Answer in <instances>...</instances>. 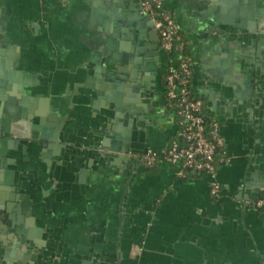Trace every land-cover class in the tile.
<instances>
[{
	"label": "crops",
	"instance_id": "obj_1",
	"mask_svg": "<svg viewBox=\"0 0 264 264\" xmlns=\"http://www.w3.org/2000/svg\"><path fill=\"white\" fill-rule=\"evenodd\" d=\"M216 3L218 9L221 0H163L192 60V93L203 100L206 118L220 123L223 161L216 180L222 189L212 195L205 174L178 177L175 166L164 161L146 167L132 159L148 148H167L178 130L175 110L167 104L168 60L161 49L157 72L148 73L146 95L114 88L109 67L101 65L102 17L111 10L141 12L138 0H0V118L11 113L13 124H26L22 113L43 112L41 127L50 139L27 148L29 162L21 150L9 151L16 158L20 195L6 203L18 223L8 225L7 234L15 228L25 233H12L0 264H259L264 259V216L245 198L251 188L238 195L244 182L264 186V80L249 83L256 58L241 53L248 33L231 31L219 48L205 34ZM233 87L251 93L247 102L233 97ZM116 101L123 109L129 103L161 107L151 126L131 119L130 147L140 151L119 153L124 160L95 148L115 138L106 123L117 112ZM125 113L118 119L122 138ZM61 117L68 121L60 122L65 128L56 141Z\"/></svg>",
	"mask_w": 264,
	"mask_h": 264
},
{
	"label": "water",
	"instance_id": "obj_2",
	"mask_svg": "<svg viewBox=\"0 0 264 264\" xmlns=\"http://www.w3.org/2000/svg\"><path fill=\"white\" fill-rule=\"evenodd\" d=\"M260 1L264 0H221L218 9L217 3L216 5L212 4L205 34L209 36V38L212 37L214 42H217V47L219 48L221 46V39L228 40V33L231 31L238 34H249L253 32L250 28V21L258 22V12L261 6ZM102 18V30L105 35H103L101 39L103 40L101 49H103L106 54L104 55V60L101 65L104 64L109 67L107 68V74L110 75L117 84L114 88L117 87L121 89L122 87H130L134 92L146 95L145 92L150 88V85L146 83V80H148L147 77L150 76L148 73L152 71V74L155 75L160 58L158 33L153 28L151 19L148 15L141 13L139 9L133 10L128 15L111 10L108 16ZM150 27H152L153 31H151V29L149 30ZM225 30H227V32ZM109 32H111V34H109ZM250 35L247 36L248 41H250ZM238 37L240 38V36ZM98 40L100 39L98 38ZM241 50L244 56L250 54L253 58H256V67L253 71L249 72V83L251 80V83L257 86L261 85L264 80V71H259L257 67L259 57L258 49L256 47L252 49L250 44H245ZM2 83L5 82L2 81ZM250 96L251 93L246 90H244V92L241 90L240 92L239 87H233V97L237 98L238 102L245 103ZM99 98H101V93L99 94ZM156 108L161 110V107L157 104L149 108L145 103L140 107L129 103L128 106L123 109L119 106V101H116L117 112L115 115H110L106 123L114 132L115 138H106L100 144L95 143V148L98 149L99 153L102 155L106 150V152L110 151L111 153H115L116 155L114 157L123 158L124 160L125 157H122L119 153H125L131 149L130 135L131 126L133 124V120L131 119L134 118L141 121L144 126H146V124L151 126L154 124L155 118L158 117L159 112ZM4 111L8 112L6 109ZM120 111L126 112V124L128 125V127L122 131V133H124L123 138L118 133V131L121 130L120 123H118V119L122 118ZM20 117L22 119H27L28 122L26 124L19 122L13 124L11 122L13 118L11 113H8L7 116L5 114V116H1L0 118V217L4 220H0V254L2 248L8 245L9 239L13 236L17 237L25 233L21 231V229L15 228L13 232L11 231V235L7 234L9 231L7 226H16L18 223H16L14 216H12L10 211L6 208V203L13 194L16 199H18L20 195L18 192L16 193V191H19L16 188L18 180L16 158L14 155H10L9 151L21 150L24 156L22 160L24 162H29L27 148L36 146V144L41 141L50 140L45 135L48 129L44 126L41 127V125H45L41 119L43 117V112H34L29 115H24L22 113ZM47 119L51 120L52 118L47 117ZM61 121L67 122L68 118L61 117L59 122L55 124L58 128L60 127L58 131L53 134V139L56 141L59 139V131L65 128L64 124H60ZM22 134L25 137L22 136L23 138H19ZM118 139L121 141V145ZM42 142L41 144H43ZM46 147L51 148L55 146L53 144H47ZM131 151L138 150L131 149ZM44 155L45 154L39 157L43 159ZM100 164L102 166L105 165L103 161H101ZM98 165L99 162L97 166H93V170L98 171ZM250 184L251 183L244 182L243 188L239 189L238 195L240 197L243 196L245 187L251 188L252 190L249 192L250 196H246L245 198L255 201L264 191V186L261 184L257 186ZM28 238L30 237L28 236ZM259 264H264V259H261Z\"/></svg>",
	"mask_w": 264,
	"mask_h": 264
},
{
	"label": "built area",
	"instance_id": "obj_3",
	"mask_svg": "<svg viewBox=\"0 0 264 264\" xmlns=\"http://www.w3.org/2000/svg\"><path fill=\"white\" fill-rule=\"evenodd\" d=\"M138 1L141 12L151 19L159 36L160 49L167 56L164 76L166 99L168 106L175 110L178 130L167 148H148L142 153L133 154L132 159L146 167L164 161L175 166L178 177H184L186 172L205 174L210 181L211 194L218 195L222 188L216 180V172L223 161L220 123L205 117L203 100L192 93V60L186 53L179 27L163 0ZM253 206L264 212V194L253 202Z\"/></svg>",
	"mask_w": 264,
	"mask_h": 264
},
{
	"label": "flooded vegetation",
	"instance_id": "obj_4",
	"mask_svg": "<svg viewBox=\"0 0 264 264\" xmlns=\"http://www.w3.org/2000/svg\"><path fill=\"white\" fill-rule=\"evenodd\" d=\"M261 6L258 12V22L250 21L251 33L250 45L251 48L255 47L258 49V67L259 71H264V1H260ZM263 73V72H262Z\"/></svg>",
	"mask_w": 264,
	"mask_h": 264
},
{
	"label": "trees",
	"instance_id": "obj_5",
	"mask_svg": "<svg viewBox=\"0 0 264 264\" xmlns=\"http://www.w3.org/2000/svg\"><path fill=\"white\" fill-rule=\"evenodd\" d=\"M164 84H165V83H164ZM174 103H175V102H174ZM174 103H173V104H174ZM205 117H206V116H205ZM197 174H198V172H192V173H191V172H186L184 177L195 176V175H197ZM262 194H264V191L262 192ZM262 194H261V195H262ZM259 212H260V214H261L262 216H264V212H263V211H259Z\"/></svg>",
	"mask_w": 264,
	"mask_h": 264
}]
</instances>
